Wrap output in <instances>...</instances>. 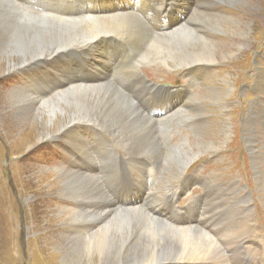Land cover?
I'll list each match as a JSON object with an SVG mask.
<instances>
[{
	"label": "rangeland",
	"instance_id": "obj_1",
	"mask_svg": "<svg viewBox=\"0 0 264 264\" xmlns=\"http://www.w3.org/2000/svg\"><path fill=\"white\" fill-rule=\"evenodd\" d=\"M78 1L0 0V14L12 23L35 16L68 22L84 21L93 14V9L100 8L99 6L102 8L104 3L109 2L83 0L84 3L78 4ZM156 1L161 6L172 8L176 14H188L179 31L187 27L190 32L216 43L217 62L199 63V66L206 65L210 69H200L201 72L195 73L200 75L198 80L187 72L190 66L181 63L179 54L163 51L162 45L169 42L173 35L163 36L157 27L156 10L159 6L145 3L140 5L138 0H133L136 9L129 8L128 12L132 14L127 17H118V21L116 18L102 21L107 25L114 23L111 19L116 20L118 30L106 35L119 37L116 50L122 58H117V52L113 50L104 51L103 48L109 47L108 45L99 44L92 50L94 57L91 60L88 54L92 42L85 47L88 49L84 51V56L69 52L53 54L55 48H48V58H42L36 64L31 61L21 65L22 63H17L19 58L14 59L20 65L15 69L8 64L6 56L0 55V264H88L85 258L82 259L83 254L70 251L82 246L96 229L104 227L109 220H114L124 213L123 210H127V201L117 202L112 208L111 201L114 202V197L111 199L110 196H113L114 191L121 198L126 195L122 190L115 187L112 189L109 185L107 187L103 182H108L111 177L114 180L119 167L129 169L130 160L135 155L136 159L147 160L148 170L155 173L154 178L149 181L153 191L140 197L142 205L139 210L143 211L144 215H141L148 223L149 217L157 218L164 226L172 227L174 232L181 230L191 240H195L191 237L196 236L197 239L201 237L213 241L215 246L211 250H204L202 253L205 255L192 256L203 258L207 264H243L238 258L244 257L247 261L254 260L257 264H264L261 255L252 251L258 247L264 253V73L259 71L264 67V54L258 55L264 52V0ZM110 2L127 5V0ZM190 6L191 9L187 11ZM164 19L165 17L162 18L163 22ZM226 19L232 20L233 24L228 25ZM85 44L82 42L79 46ZM82 48L85 49H77ZM103 52L108 61L113 63L110 67L122 65L113 74L111 68L105 66L106 61L101 55ZM75 56L79 58V64L75 62ZM134 68L138 72L133 73ZM107 72L111 76L108 77ZM82 77L93 80L92 85H84ZM142 78L144 81L140 82L139 79ZM145 81L155 88L154 94L145 91ZM57 84L58 88H55ZM105 85H112L128 100L135 112L134 119H102L103 109L93 104L88 110V121L69 126H66L68 121H62V125H56L55 133L36 142V136L39 132V135L42 134L47 124L44 123L37 134L31 127L34 122L36 124L43 120L36 110L42 107L45 100H53L57 94L77 86L92 88ZM185 88L192 93L191 97L188 98ZM166 89L179 92L172 97L177 99L178 105L167 114L173 116L174 121L166 120L167 117L161 115L159 110H153L154 106L149 102L152 98L158 107L167 105L168 91H162ZM181 94L186 97L179 96ZM152 112L153 116L150 115ZM85 126L93 132L88 131ZM97 130L115 147L117 157L112 161L108 155L102 160L99 151L111 156L114 151L110 148L101 149L103 142L94 133ZM153 142L156 146L152 145ZM31 145L33 146L30 147ZM170 152L188 155L186 165L178 169L175 162L167 161L166 157ZM157 154L162 158L159 159ZM92 160L93 163H99L98 166H93V173L90 174ZM100 163H103L102 168ZM134 168L135 166L130 167L135 173ZM134 177L118 176L123 188H132L137 183ZM89 178L93 179L94 191L99 189L101 195L88 189L86 181ZM68 180L80 182V185L76 183V187L70 190L66 186ZM183 184L189 185L187 189L185 186L184 191ZM177 191L179 195L173 202H169V196L173 198ZM125 192L128 193L127 198L140 195L135 190ZM237 209L247 211L251 220L249 224L252 225L242 237L238 235L245 228L240 221L242 215ZM178 210L183 211L184 217L194 216L196 221H204V224L198 223V226L188 230H183L185 226L182 225L177 228L173 222ZM105 211L109 213L105 214ZM100 214L105 216L94 218ZM114 224L118 223L114 221L112 225ZM77 225V229L74 228ZM120 235L126 240V252L140 239L139 232L134 228L127 230L126 227ZM242 239L246 241L248 248L239 246ZM140 250L145 253L126 254L118 259L111 257L103 264H111V259L115 260L114 264L119 261H124L123 264H160L158 260L170 257L169 261H172L179 257L177 251L181 253L180 248L177 251L159 249L157 253H151L144 246ZM218 251L223 257L220 261L219 257L214 259ZM98 258L95 256L91 263L98 264Z\"/></svg>",
	"mask_w": 264,
	"mask_h": 264
},
{
	"label": "bare ground",
	"instance_id": "obj_2",
	"mask_svg": "<svg viewBox=\"0 0 264 264\" xmlns=\"http://www.w3.org/2000/svg\"><path fill=\"white\" fill-rule=\"evenodd\" d=\"M138 1H139V4L140 5H142V4L145 3V4H148V5H151V6H159L157 8V10H156V14L158 15V19L156 21L157 27H159V30L161 31V35H163V36L173 35L171 37L172 39L169 40V42L166 41L165 44L162 45L163 46V51L167 50V51L170 52V54L171 53L179 54L180 55L179 58L181 60V63L190 66L188 68V71L187 72L191 76H193L194 79L198 80V77L200 76V75L198 76V74H195V73L201 72L202 69H210V67H208L206 65L205 66L204 65L203 66H199L200 65L199 63H202L203 64V63L206 62V63H211L212 64V63H216L217 62L216 61V58H215V54L218 52V48L216 46V43H214L213 41H210V39L209 40L204 39V37H200V36L196 35L195 33L190 32L188 29H186L187 27L186 28L183 27V29H181L179 31L180 27L182 25H184L183 23H184L186 17L188 16V14H184V13L183 14H181V13L176 14L175 11L172 8H169L168 6H161L160 2L159 1H156V0H138ZM66 3H68V2H66ZM80 3H84L83 0H79L78 1V4H80ZM120 3H111L110 0H109L108 3H104V5L107 6V7H104V5H102L103 6L102 8H101V6H99L100 8L93 9L92 10L93 14H91V16L88 19H85L84 21H72V22H68V21H63V20H59V19H55V18L52 19V18H47V17H41V16H37L36 17L35 16V17H30L29 19H25V20L24 19H20L17 22H13L12 23L11 21L7 20L4 16H2L1 15L2 13H1L0 14V55L6 56L7 60H9V63L8 64L11 65V67H13L12 69H15V68H18L20 66V65H18L20 63H22L21 65H26L29 62L33 61L36 64V62L40 61L42 58H48L46 56V52L48 51V48H51V50H53L55 48V50H54L55 52L52 51L53 54L59 53V52H61V53H63V52H69L70 54L74 53V54H78L79 56H84V55H86V54H84V51H86L88 49V47L87 48H85V47L88 46L89 44H91V42H92V44L89 47V54H88V56L91 58V60H92V57H94L93 56L94 53H92V50L95 49L99 44H106V45L109 46V47L103 48L104 51H106V50L109 49L110 52L112 50H113V52H117L116 48L119 45V42L117 40V38H119V37H117L118 35L116 36L117 38L114 37L115 35L114 36H112V35H110V36L109 35H106V33L115 32L119 28V26H117L116 20H112V19L113 18H116L117 21H118V19H119L118 17H121V16L122 17H124V16L127 17L128 14H132V12H128V9L129 8L132 7L134 10L136 9V6L133 4V0H127V5H123V4H120ZM69 4H71V3H69ZM139 4H138V6H139ZM190 9H191V6L187 9V11L190 10ZM13 10H15V9H13ZM84 12H86V11H84ZM197 13H198V11H197ZM14 17H15V15H14ZM163 17H165L164 22L162 20ZM109 18H112L111 21H113L114 23H110V24H107V25L102 23V21L104 19L107 20ZM208 18H209V16H208ZM226 20L228 21V25L233 24V21L232 20H230V19H226ZM130 22H132V21H130ZM132 26H134V25H132ZM203 27H205V26H203ZM138 29H139V26H138ZM138 29H136V30H138ZM142 29L140 30V32L142 31ZM120 30H122V29H120ZM241 36H242V34H241ZM131 37H133V36H131ZM137 40H136V42H137ZM79 41H81V42H79ZM93 41H95V42H93ZM82 42H85L86 44L83 45V46H79L80 43H82ZM79 47H84L85 49H83V48L82 49H77ZM98 50H101V49L98 48ZM49 54H51V53H49ZM101 55H102V57L106 61V65L105 66L106 67L108 66L107 68H111V74H113L112 72L114 70H116V69L120 68V66H122V65H120V66L110 67L109 65L110 64H113V63H111L112 61L111 60H109L111 62L108 61V59L106 58L104 52ZM63 56L64 57H68L67 55H63ZM88 56H86V57H88ZM116 56H117V58H122L118 52L116 53ZM170 56H172V55H170ZM109 57H110V55H109ZM111 57L112 58L114 57V53L111 54ZM18 58H19V60H18V62H17L18 64H17L14 59L17 60ZM75 62L77 64L80 63L79 62V58L77 56H75ZM97 62H99V61H97ZM118 71H120V70H118ZM135 71L138 72V69L137 68H134V70L132 72L134 73ZM204 73H205V71H204ZM111 74H109L107 72V76L108 77L111 76ZM201 79H202V77H201ZM82 80H83L82 82L84 83V85H92L93 80H91V79H89L87 77H82ZM139 81L140 82H143L144 79L143 78L142 79H139ZM146 82L147 81H145V88H144L145 91L147 93L149 92L151 95L154 94V89L155 88L149 82L148 83H146ZM55 88H58V84L55 85ZM55 88H54V90H55ZM48 89H50V88H48ZM184 90H186V93H187L188 98L191 97V94L192 93L189 90H187L186 88ZM44 91H46V90H44ZM162 91H168V97H169V99L167 101L168 102L167 105H165L163 108L158 107L157 104L155 103V101L152 98L149 99V102H150V104H152L154 106V109L153 110H159V112H160L161 115H163L164 117H167L166 120L167 119H172L173 116L172 117L171 116H167V114H169V112L172 110V108L174 106L178 105L177 99L174 100L172 97L177 96L179 94V92H175V91H172L170 89H166V90H162ZM24 95H26V94H24ZM179 96H184V95L181 94ZM184 97H186V96H184ZM33 100H35V99H33ZM19 102L22 103L20 100H19ZM8 104H9V102H8ZM23 104H24V102H23ZM93 104H97V105H99L100 108L103 109V111H104V117L102 119H105V120H109V119H112L113 118V119H115V121H118L119 119L124 120L125 118H128L129 121H130L131 118L134 119L136 117L135 116V112L132 110L131 104H129L128 103V100L121 93H119V91L117 89H115L112 85L98 86V87H92V88H86V87H79V86H77V87H74L72 89L66 90L64 93L57 94L56 95V98L53 99V100H50V101L49 100L48 101L45 100V103L43 102L42 107L39 106L40 108H38L36 110L37 112H39L38 113V116L41 119H43V120L40 121V122H38V123H36V124H35V122L32 124L31 129H33V132L34 133L36 132L35 134H37L38 131H41V127L43 126V124L44 123L47 124L46 125V129L43 130L42 134L39 135V133H40L39 132L38 135L36 136V138H35L36 139V142H38L39 140L44 139L46 136H48V135H50L52 133H55L54 130L56 131V129H57L56 125L58 123H61V125H62L63 124L62 121H68V124L66 126H69L71 124H75L76 122L88 121L87 119L90 118V116L88 115V110H89V108ZM13 107H15V105ZM99 107H98V109H99ZM13 110H14V108H13ZM17 110H18V108H17ZM95 111H97V110H95ZM17 112H19V110ZM102 114H103V112H102ZM150 115L153 116V112L150 113ZM16 117H21V116H17L16 115ZM31 117H32V115H31ZM143 117H142V119H143ZM146 117H148V116H146ZM91 119H93V118H91ZM148 119H151V117H148ZM161 120L163 121V119H161ZM176 122H177V119H176ZM87 124H88V122H87ZM85 127H86V129L88 131H92L89 127H87V126H85ZM117 128H119V127H117ZM61 129H59V130H61ZM72 129H73V127H72ZM168 129H170V128H168ZM136 131H137V129H136ZM197 131H195V132H197ZM100 132L97 130L94 133H96L95 135H97L102 140V142H103V146L101 147V149L110 148L111 150L114 151V154L111 156V154H106V153H103V152H100V151H99V153L101 154L103 161H104L105 157H107V155L110 156V160L112 161L114 157H117V154L115 153V149H114L115 147H114L113 144H110L108 141H106L104 139L103 135H101ZM83 133H84V131H83ZM123 133H125V132H123ZM200 137H201V135H200ZM83 138H85V136ZM248 140H251V139H248ZM155 142H156V140H155ZM155 142L152 143L153 146H156L157 142H156V144H155ZM149 143H151V142H149ZM32 146L33 145H31L30 147H32ZM157 146H158V144H157ZM101 149L98 148V150H101ZM81 152H82V150H81ZM135 156L132 157L131 160H130L129 169H125V168L119 167L116 170L117 174L114 176V180H112V177H111L110 178L111 180H109L108 182H103L104 179H102V182L107 187H108V185L112 189L115 187L118 190H122L123 193L126 195V196H124V197L121 198V197H119L117 195V191H114L113 196H110L109 194H107V192L104 191L105 194L108 195V196H110L111 199H113V197H114V199H113L114 202H112L111 199H109L111 201V203H112V208L114 207V205L117 202L123 203V202L127 201V203L129 204V207L126 208L127 210H123L122 212H124V213L121 216L115 218L114 220H112V219L109 220L106 223V225H104V227L101 226L102 228H100L98 230L96 228L89 227L92 230H95L96 229V231L93 232L92 237L91 238L89 237L90 239L88 241L85 240L86 242L83 243L82 246H77V248L71 249L72 251H70V252H73L74 254H78V253L83 254L82 259L85 258L87 260L88 264H92L91 263V260H93V258L95 256H98L99 257L98 258L99 260H97V261H99V263H102L103 264V262L106 259H110L111 257L118 259V258H120V256H123V255L126 256V254L127 255H133L134 253H141L143 251L140 250V249L143 246L144 247H147L150 250L151 253L152 252L157 253V251L159 249H161L163 251L170 250V249H173V250L177 251V248H180L181 253H178V251H177V254H178L179 257H177L175 259H172V261H169V258H170L169 257L168 259L158 260V262L160 264H181V263L182 264H190V263H194V264H198V263H200V264H207V262H204V259L203 258H202L203 259L202 260V259H198V258H193L192 256L193 255L194 256L195 255L196 256H200V254L205 255V254L202 253L204 250L210 249V248H212V247L215 246L212 243L213 241L211 242L209 239H206V238L202 239L201 237H198V239H197L196 236L195 237L192 236L191 238L192 239H195V240H191L187 235H183L180 232L181 230L177 229V228L180 227L179 225H182V226H185V227H183V230H188L190 228H193V227L198 226L197 225L198 223H202L203 222L202 224H204V221H200V220L196 221L194 216L184 217L183 211L178 210L175 213V214H177V218L173 222L174 223L173 225L177 227L176 228L177 229L176 230L177 232H174L173 231V228L170 227V226H168V225H166V226H168L170 230L167 229L166 226H164L161 223L162 222L161 220H159L157 218L149 217V223H148V221H146L145 217L141 215V214H143V211L142 210H139V208L142 205V200L140 199V197L143 196L144 194H148L151 191H153V187L151 186V184H149V181H150V179H153L154 178L155 173L152 170H148V168L146 166L147 160L143 161L140 158L136 159L137 157H135ZM156 156L159 159L162 158L161 155L159 156L157 154ZM187 157H189V156L188 155L186 156L185 154H182L181 152H179V154H177L175 152H170V154L168 155V157H166V160L167 161L168 160H171V162L172 161L175 162L176 165H177V168L180 169L182 166H185L186 165V162H185L186 160L185 159H187ZM94 159H96V158H94ZM93 160H92V164L93 165L89 169L90 174L93 173V170H94L93 169V166L94 165L95 166H98V163H99L98 161L95 162V163H93ZM114 160L116 161V158ZM100 165H101L100 168H102L103 163L102 164L100 163ZM163 165H164V163H163ZM131 166H135V168H134L135 173L133 171H131V169H130ZM118 176H120V177H132V176H135L134 178H136L137 183H135L132 186V188H123L121 186V183L119 181ZM259 176H258V178H259ZM89 177H92V176L89 175ZM199 178L201 180H206V179H204L202 177H199ZM89 179H87L88 181H86V185H87L88 189L94 191L93 186H92L93 179H90V180ZM128 179H130V178H128ZM83 180H84V177H83ZM97 182L99 183V185L101 184L99 182V179H97ZM76 183H79V185H80V182H77V181L75 182V180H68V181H66V186L67 187H70L69 189L71 190V189H74L76 187ZM98 183L96 185H98ZM231 185H232V183H231ZM185 186H186V189H187L189 185L188 184H183L182 185V191L185 190ZM101 187H103V186H101ZM69 189L67 191H69ZM244 189H245V187H244ZM125 190L128 191V192H132V191L135 190L136 191L135 193H137V194L140 193V195L137 196V197H132V198H129L128 197L127 198L128 193L125 192ZM95 191L98 192V193H100V195H101V191H99V189H95ZM218 193H219V191L217 192V194ZM177 195H179L178 191L176 193H174L173 198H172V196H169V202H173L174 198ZM150 198H151V196H150ZM170 199H171V201H170ZM201 203H202V201H201ZM159 205H160V203H159ZM239 205H241V204H239ZM237 211L239 212L240 215H242L240 221H241V224H243V226L245 228L244 229V232L242 234L238 235L239 237H242L245 232L249 231V229L252 227V225L249 224L251 222V220H250V217L248 216V214H246L247 211L242 210V209L241 210L240 209H237ZM190 212H191V210H190ZM104 213L105 214L106 213L108 214L109 211H105ZM105 214L96 215L94 218H96L97 216H99L100 218H103L105 216ZM110 215H112V214H110ZM231 215L233 216V214H231ZM231 215H229V216H231ZM203 216H205V215L203 214ZM63 217H65V216H63ZM204 218H206V217H204ZM141 220H143L145 222V225L142 223ZM99 221H100V219H99ZM114 221L117 222L118 224L112 225V223H114ZM78 222H80V221H78ZM140 223L142 224L141 227H140ZM75 224H77V223L75 222ZM78 226L79 225L75 226L74 228L77 229ZM126 227H127V230H129L131 228H134L136 231L139 232V235H140V239H138V237H137L138 240L135 241L136 242L135 245H133V248L130 249L129 251H127V252L124 250L125 249L126 240L124 239V236L120 235L121 232L124 231V229ZM231 229L232 228H230V230ZM188 238L190 239L189 241H188ZM201 240H202V242H201ZM124 242H125V244H124ZM132 242H133V240H132ZM245 242L246 241L245 240L243 241V239L240 240V243L241 244L239 243L240 244L239 246H241L243 248L244 247L245 248H248L247 245L245 244ZM73 245L75 246V244H73ZM236 245H237V243H236ZM252 251H254L255 254L256 253L258 255L260 254L262 261L264 260V253H262V249H260V248L257 247L256 249H254ZM143 253H145V252H143ZM168 254H170V253H168ZM215 256H217V257H214V259H216V258L219 257V261L223 259L222 254H221L220 251H218ZM78 257H81V255H79ZM173 260H175V261H173ZM111 261H113V262H111V264H114L115 263V260L114 259H111ZM238 261H240V263H243V264H257V262H255L254 260L253 261H247L245 257L244 258H238ZM213 262H216V261H213ZM252 262H255V263H252ZM123 263H124V261L123 262L119 261L117 264H123ZM105 264H107V263H105Z\"/></svg>",
	"mask_w": 264,
	"mask_h": 264
}]
</instances>
